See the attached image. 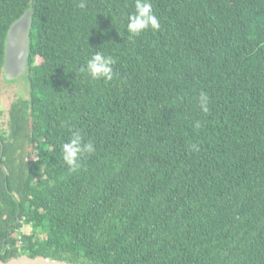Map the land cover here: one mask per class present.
<instances>
[{"label": "trees", "instance_id": "16d2710c", "mask_svg": "<svg viewBox=\"0 0 264 264\" xmlns=\"http://www.w3.org/2000/svg\"><path fill=\"white\" fill-rule=\"evenodd\" d=\"M148 2L160 28L132 36L136 0H0V78L32 14L29 98L7 130L0 108V260L264 264V0Z\"/></svg>", "mask_w": 264, "mask_h": 264}, {"label": "clouds", "instance_id": "9594fccd", "mask_svg": "<svg viewBox=\"0 0 264 264\" xmlns=\"http://www.w3.org/2000/svg\"><path fill=\"white\" fill-rule=\"evenodd\" d=\"M81 7H84V5L81 4ZM135 7L136 12L128 17L129 22L127 24V30L132 36L139 35L149 27L154 30L160 28L158 18L153 13L152 5L148 0H136ZM112 64L113 60L110 57L97 52L88 60L87 71L94 79L105 78L106 80H111L113 78ZM200 101L202 110L207 112L208 97L204 93H201ZM92 151H94L92 143H83L79 132L74 133L70 140L62 145L63 159L73 170L79 167L80 156L85 152Z\"/></svg>", "mask_w": 264, "mask_h": 264}, {"label": "water", "instance_id": "95a60500", "mask_svg": "<svg viewBox=\"0 0 264 264\" xmlns=\"http://www.w3.org/2000/svg\"><path fill=\"white\" fill-rule=\"evenodd\" d=\"M32 14L25 12L8 29L5 58L2 74L6 80L12 81L27 72L30 53V33ZM0 264H75L66 260L51 259L45 256L31 257L21 255L8 261L0 260Z\"/></svg>", "mask_w": 264, "mask_h": 264}, {"label": "rangeland", "instance_id": "374dc122", "mask_svg": "<svg viewBox=\"0 0 264 264\" xmlns=\"http://www.w3.org/2000/svg\"><path fill=\"white\" fill-rule=\"evenodd\" d=\"M25 75V74H24ZM21 98H29V86L24 78L15 81L5 80L3 74L0 78V108L3 112L1 125L6 130V123L9 118V108L13 103ZM30 226L25 225L22 229L23 233H29Z\"/></svg>", "mask_w": 264, "mask_h": 264}, {"label": "flooded vegetation", "instance_id": "af4514ba", "mask_svg": "<svg viewBox=\"0 0 264 264\" xmlns=\"http://www.w3.org/2000/svg\"><path fill=\"white\" fill-rule=\"evenodd\" d=\"M24 76V75H23ZM23 76H21V77H19V78H17V79H21V78H23ZM17 79H15V80H17ZM6 80V79H5ZM15 80H12V81H15ZM9 81V80H8ZM18 101V100H17ZM9 111H10V108H9ZM8 121V120H7ZM6 130H7V128H8V124L6 123Z\"/></svg>", "mask_w": 264, "mask_h": 264}]
</instances>
